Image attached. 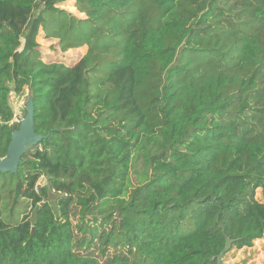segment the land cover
I'll return each instance as SVG.
<instances>
[{
	"label": "trees",
	"instance_id": "obj_1",
	"mask_svg": "<svg viewBox=\"0 0 264 264\" xmlns=\"http://www.w3.org/2000/svg\"><path fill=\"white\" fill-rule=\"evenodd\" d=\"M63 1L0 0V159L24 88L46 136L0 172V264H219L264 240V0ZM39 35L86 51L44 61Z\"/></svg>",
	"mask_w": 264,
	"mask_h": 264
},
{
	"label": "rangeland",
	"instance_id": "obj_2",
	"mask_svg": "<svg viewBox=\"0 0 264 264\" xmlns=\"http://www.w3.org/2000/svg\"><path fill=\"white\" fill-rule=\"evenodd\" d=\"M76 16H83L78 13L73 6V0H65L58 4ZM38 43L42 46V56L44 61H61L67 65H72L83 54L85 48L82 49H69L65 52L61 51L55 46L53 40H47L42 35L37 36ZM30 98L27 88H24L20 94L11 95V105L14 110L16 121H19L25 117L26 110L25 104ZM138 169H142L140 164L136 166ZM44 179L39 180V183H43ZM256 196L259 197V192H256ZM55 197L54 194L51 198ZM227 245V244H226ZM219 264H264V240L257 239L250 247L243 248H227L222 255L218 256Z\"/></svg>",
	"mask_w": 264,
	"mask_h": 264
},
{
	"label": "water",
	"instance_id": "obj_3",
	"mask_svg": "<svg viewBox=\"0 0 264 264\" xmlns=\"http://www.w3.org/2000/svg\"><path fill=\"white\" fill-rule=\"evenodd\" d=\"M25 110V117L20 120L18 129L12 132L6 155L0 159V172L2 173H15L21 161L22 154L30 146L35 145L46 137L35 133L33 130V103L31 96L25 104ZM226 244V247L220 255L230 247V240H227Z\"/></svg>",
	"mask_w": 264,
	"mask_h": 264
},
{
	"label": "crops",
	"instance_id": "obj_4",
	"mask_svg": "<svg viewBox=\"0 0 264 264\" xmlns=\"http://www.w3.org/2000/svg\"><path fill=\"white\" fill-rule=\"evenodd\" d=\"M82 48H85V50H84V52H85V51H86V47H80V48H77V49H82ZM84 52H83V54H84ZM83 54H82V55H83ZM82 55H81V56H82Z\"/></svg>",
	"mask_w": 264,
	"mask_h": 264
}]
</instances>
